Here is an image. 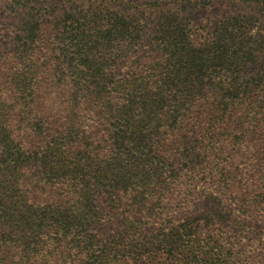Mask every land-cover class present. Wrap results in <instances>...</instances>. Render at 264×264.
Masks as SVG:
<instances>
[{
  "label": "trees",
  "instance_id": "16d2710c",
  "mask_svg": "<svg viewBox=\"0 0 264 264\" xmlns=\"http://www.w3.org/2000/svg\"><path fill=\"white\" fill-rule=\"evenodd\" d=\"M146 1L0 0V264H264V0Z\"/></svg>",
  "mask_w": 264,
  "mask_h": 264
},
{
  "label": "rangeland",
  "instance_id": "374dc122",
  "mask_svg": "<svg viewBox=\"0 0 264 264\" xmlns=\"http://www.w3.org/2000/svg\"><path fill=\"white\" fill-rule=\"evenodd\" d=\"M138 2H141V4H146L148 3L146 0H138ZM206 1H204L205 3ZM188 12V11H187ZM255 14L252 12L250 13L252 19L250 20L249 23V28H248V35L250 36H256V35H262L264 36V18L259 16L256 11L254 10ZM131 17H136V18H143L146 20H151L153 19L155 13L151 10H148L146 6H141L137 10H133L132 12L129 13ZM181 17L187 18L189 16H192L195 21L204 19L206 16L203 15V12L201 10L196 11L194 14L188 15V13L180 14ZM208 17H210V14H208ZM4 24L7 26L11 24V20L6 19L3 21ZM188 190L191 192V202L188 205V207L182 212V216H187V217H194L198 216L200 214H203L204 212L208 211H215V207L211 202H207L205 200V196L208 194L212 193V196L215 195V191L212 189V187L204 182H198L193 179L192 181L188 180ZM211 201V200H210ZM231 209L229 207L220 205V210L222 211V214L217 216L219 219L222 217V221H224V215L223 214H229ZM217 211V212H219ZM234 216H237L236 213L233 214ZM232 218V217H231ZM233 221L235 224L233 225H226L224 224V232L223 235L217 238L216 242H222L219 244L225 245L227 241L237 243L238 237L236 239V236H240L244 238V241H247L246 236L249 237L251 243H255L253 245V249H257L254 251L256 254H261L259 253V250L264 251V218L259 219V220H250V219H241V218H235L233 217ZM125 230H128L127 228H124ZM250 233L251 235H248ZM99 238H106L107 236L109 237L111 234H106L104 231L101 229L98 230L96 234ZM216 235V234H215ZM236 240H235V239ZM214 239V237H213ZM242 241L241 243H245ZM249 245V243L246 242V245ZM245 245V244H244ZM7 264V263H6Z\"/></svg>",
  "mask_w": 264,
  "mask_h": 264
}]
</instances>
